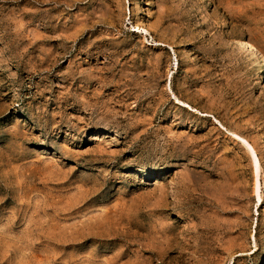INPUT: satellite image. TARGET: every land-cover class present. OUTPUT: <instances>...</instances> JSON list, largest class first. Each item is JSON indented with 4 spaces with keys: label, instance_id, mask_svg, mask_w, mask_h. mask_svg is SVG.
<instances>
[{
    "label": "rangeland",
    "instance_id": "rangeland-1",
    "mask_svg": "<svg viewBox=\"0 0 264 264\" xmlns=\"http://www.w3.org/2000/svg\"><path fill=\"white\" fill-rule=\"evenodd\" d=\"M0 264H264V0H0Z\"/></svg>",
    "mask_w": 264,
    "mask_h": 264
},
{
    "label": "bare ground",
    "instance_id": "bare-ground-1",
    "mask_svg": "<svg viewBox=\"0 0 264 264\" xmlns=\"http://www.w3.org/2000/svg\"><path fill=\"white\" fill-rule=\"evenodd\" d=\"M144 14V13H143ZM142 20V19H141ZM140 28V27H139ZM141 29V28H140ZM152 30V29H151ZM143 32H146V33H149V30L147 29V28H145V27H143ZM242 39V38H241ZM241 45L244 47V48H246L247 50H250V51H252V49H251V45H250V43L249 42H247L246 40H242L241 41ZM252 56H253V51H252ZM177 57V56H176ZM176 61H178V59L176 60ZM261 61V60H260ZM263 62V61H262ZM262 64V63H261ZM260 65V64H259ZM263 65V64H262ZM261 65V66H262ZM258 66V65H257ZM260 68V67H259ZM235 136H237V137H239V138H242V140L245 142V143H247L248 144V142H247V140L245 139V138H243L242 137V135H240V134H235ZM252 147V146H251ZM252 149L254 150V148L252 147ZM256 150V149H255ZM164 251V250H163Z\"/></svg>",
    "mask_w": 264,
    "mask_h": 264
}]
</instances>
